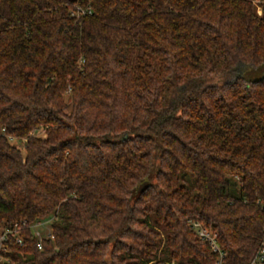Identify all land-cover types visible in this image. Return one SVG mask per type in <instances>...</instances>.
Segmentation results:
<instances>
[{"label": "trees", "instance_id": "obj_1", "mask_svg": "<svg viewBox=\"0 0 264 264\" xmlns=\"http://www.w3.org/2000/svg\"><path fill=\"white\" fill-rule=\"evenodd\" d=\"M239 65L264 72V0H0V264H215L190 222L249 264L264 73Z\"/></svg>", "mask_w": 264, "mask_h": 264}, {"label": "rangeland", "instance_id": "obj_2", "mask_svg": "<svg viewBox=\"0 0 264 264\" xmlns=\"http://www.w3.org/2000/svg\"><path fill=\"white\" fill-rule=\"evenodd\" d=\"M235 71L246 79H255L262 76L264 73L263 70L259 67L253 68L245 65H239ZM226 78H228V75H215V76L206 77V79L209 82H215V83L222 82ZM12 141L15 142L17 145L22 146L23 143L22 140H18L14 138ZM187 182L189 181L187 180ZM50 219L51 217L48 216L47 218H45V220H42L39 223L34 224L33 225L34 231L38 232L40 236H46L49 232ZM2 229L4 228L0 226V240L2 239L5 233V230L3 231Z\"/></svg>", "mask_w": 264, "mask_h": 264}, {"label": "built area", "instance_id": "obj_3", "mask_svg": "<svg viewBox=\"0 0 264 264\" xmlns=\"http://www.w3.org/2000/svg\"><path fill=\"white\" fill-rule=\"evenodd\" d=\"M37 223H39V222H37ZM190 225H191L192 229L196 232V234L199 236V238H201L202 240L208 241L210 246L212 247V249L216 250L218 252L216 260H215V264H224V262L222 261L223 254H222V251L218 247L215 233L210 232L204 225H202L200 223L190 222ZM35 234L37 235V237L39 239L37 241V247L41 248V243H40L41 236L39 235L38 232H35ZM249 264H264V247H261L259 249L257 254L251 259Z\"/></svg>", "mask_w": 264, "mask_h": 264}]
</instances>
